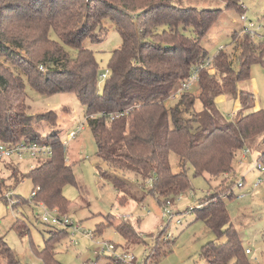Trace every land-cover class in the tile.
I'll use <instances>...</instances> for the list:
<instances>
[{"label": "trees", "instance_id": "obj_1", "mask_svg": "<svg viewBox=\"0 0 264 264\" xmlns=\"http://www.w3.org/2000/svg\"><path fill=\"white\" fill-rule=\"evenodd\" d=\"M224 1L228 9L244 13L238 0ZM220 14V10L183 8L175 0H0V144L45 142L52 149L51 155L24 176L34 190L38 188L34 203L65 215L70 202L63 190L76 182V176L66 158L64 139L55 132L42 138L35 130L37 121L52 117L55 123L57 116L54 112L27 113L28 84L43 95L75 94L85 107L98 157L113 170L133 172L150 183L152 195L156 192L168 199L189 190V167L195 176L210 180L234 172L240 152L264 136V111L255 110L254 93L239 88L251 78L254 65L264 66V39L256 42L245 34L236 44L241 54L235 63L223 52L224 47L210 59L203 41ZM107 22L120 31L123 43L112 53L108 70L102 72L96 52L86 42L101 43L98 31ZM238 37L233 36L232 44ZM200 66V79L194 86L197 94L192 89L184 92L178 104L169 108L168 101L176 98ZM222 96L240 102L232 121H226L217 109ZM197 100L202 111L195 108ZM173 154L179 161L178 171L171 165ZM260 159L264 160V151ZM13 163L12 159L0 160L3 170L18 183L22 174ZM102 176L110 178L121 203L137 199L134 188L129 189L121 178L107 172ZM146 184L140 189H146ZM226 185L229 192L209 193L192 210L216 236L226 238L205 245L202 257L209 264H251L225 204L233 197L236 183L231 180ZM4 186L5 180H0V190ZM98 227L101 231L104 225ZM115 227L126 239L134 233L131 224ZM68 232L60 229L47 241V248L39 254L47 264L52 242ZM3 262L19 264L0 239Z\"/></svg>", "mask_w": 264, "mask_h": 264}, {"label": "rangeland", "instance_id": "obj_2", "mask_svg": "<svg viewBox=\"0 0 264 264\" xmlns=\"http://www.w3.org/2000/svg\"><path fill=\"white\" fill-rule=\"evenodd\" d=\"M238 1L243 5L244 13L228 9L224 0H175V4L183 8L221 11L203 41L210 59L224 47L223 52L231 57L232 62H236L241 54L236 44H240L245 35L241 15H245L248 25L253 23L256 27L264 26V0ZM257 33L259 36L255 38L256 42L263 40L264 28ZM235 34L239 35L238 42L232 44ZM98 35L102 42L91 44L88 41L86 47L96 52L101 71L105 72L112 53L122 46L123 39L116 26L109 22L98 31ZM53 38L56 40V36L53 35ZM68 51L74 56L77 53L72 49ZM99 87L104 90L103 83ZM239 88L254 93L256 105L264 111L263 65H254L251 78L241 82ZM191 92L197 94V87L192 88ZM27 94L28 114L42 116L54 112L57 116L55 123L52 117L37 121L35 130L42 138L55 132L65 140L69 132L83 126V130L66 147V158L73 167L76 182L66 185L63 193L70 202L66 214L81 225L84 233L94 232V237L87 238L84 233H75L73 236L71 230L67 234H59L61 239L57 243L52 242L54 249H51L49 255L50 264H127L117 261L110 254H101V242L114 243L119 252L133 256L135 259L131 264H209L202 257L203 247L210 242H224L226 238L216 236L205 221L199 218V214L190 208L196 207L209 193L229 192L230 188L225 189V186L230 185L231 180L235 183L243 181L244 186L239 188L234 185L233 197L225 200L229 216L241 233L243 246L252 250V255L248 256L250 263L264 264V170L253 169L264 151V136L247 144L248 147L243 151H247L249 156L243 157L241 151L234 172L229 176L210 180L208 177L195 176L194 170L189 167L190 189L167 199L156 192L152 195L150 183L146 184L135 173L115 171L98 157L97 144L85 118V107L75 94L43 95L29 84ZM178 102L179 97H174L167 105L174 108ZM240 107L238 101L227 96L217 100V109L226 121H232ZM195 108L197 111L203 110L199 100ZM174 156L171 157V165L174 171H178L179 161ZM12 161L18 165L22 177L20 182L15 183L11 174L3 170V164H0V180H5V186L0 190V239L5 240L12 249L19 264H47L39 254L47 248L52 228L40 221L39 216L44 214L45 209L30 200L34 185L24 177L41 159L23 156ZM262 162L264 167V160ZM104 172L124 180L129 189L134 188L133 193L137 199L129 198L121 203V196L110 178L102 176ZM144 183L146 189L142 190L140 185L144 188ZM9 189L14 199L19 200L14 202H21L15 209H11L9 203L2 199ZM242 195L244 197H239ZM141 198H144L143 202ZM168 200H171L173 206L165 208ZM167 210L175 215L172 219L166 215ZM119 223L134 226V233L129 239L126 240L113 228ZM99 224L100 227L104 225L101 229L104 232L98 231ZM59 232L53 230V235Z\"/></svg>", "mask_w": 264, "mask_h": 264}, {"label": "built area", "instance_id": "obj_3", "mask_svg": "<svg viewBox=\"0 0 264 264\" xmlns=\"http://www.w3.org/2000/svg\"><path fill=\"white\" fill-rule=\"evenodd\" d=\"M240 20L243 21L244 23L242 25L243 33L249 35L253 40H255V38L259 36L257 31H259L261 28H264V26L256 27L253 23L248 25L247 18L245 17V15H241ZM209 63L210 61H208L207 65H209ZM201 68L202 66L194 70L192 75L186 80V82L183 83L181 89L176 94V97H179L184 92H189L195 86V84L200 79ZM106 75L107 73L102 75L101 78L102 79L106 78ZM81 130H83V126H79L77 130H72L71 132H69L67 138L63 142L65 149L68 146V144L77 137L78 133ZM51 153H52L51 146L45 142L22 141L15 145L0 144V160H4V159L9 160V159H14L16 157L22 158L23 156H28L34 159H44L47 158L49 155H51ZM243 153H244L243 157L249 156L247 151H243ZM261 162L262 161L259 159L258 164H255L253 169L263 171L264 167L261 164ZM259 182H261V180H259ZM236 186H238L239 188H243L244 186L243 181L237 182ZM37 191L38 188L36 190H33L32 192L30 199L32 203H34V198L36 197ZM239 197L242 198L244 197V195ZM18 198L20 199V197ZM5 200L9 203L11 209H15L18 206V204L21 203V202L19 203L14 202L19 200L14 199V196L10 191L5 194ZM34 204H36L37 206H41L45 209L44 214L42 216H39V219L46 226H49L50 228L67 229L68 231L71 230L73 236L75 235V233H84L83 232L84 229L81 227V225L76 224L74 221H72L67 214L64 215L58 210L49 209L46 205L41 203L40 204L34 203ZM170 206H173V204H171V200H168L165 208H169ZM190 210L192 211L193 208H190ZM166 215L169 216L170 219H172L175 216L169 210H167ZM84 234L87 238L94 237V232L84 233ZM100 244L102 245V249L100 251L101 254H110L114 259L122 263H127V264L134 263L135 258L133 256H129V254L126 252H122V253L119 252L118 247L114 243L101 242ZM246 254L248 256L252 255V250L250 248L246 249Z\"/></svg>", "mask_w": 264, "mask_h": 264}, {"label": "crops", "instance_id": "obj_4", "mask_svg": "<svg viewBox=\"0 0 264 264\" xmlns=\"http://www.w3.org/2000/svg\"><path fill=\"white\" fill-rule=\"evenodd\" d=\"M255 95V94H254ZM255 98H256V96H255ZM238 103H240L239 101H238ZM241 108V107H240ZM240 108L238 109V111L240 110ZM261 108L258 106V105H256V107H255V110H260ZM238 111H236V112H238ZM261 155V154H260ZM174 157H176V156H174ZM177 158V157H176ZM178 159V158H177ZM232 221V220H231ZM132 225V224H131ZM116 226V225H115ZM113 227L114 229H115V231L117 232V230H116V227ZM133 226V225H132ZM26 228V227H25ZM133 228H134V226H133ZM53 230L54 231H60V229H58V228H52L51 229V232H50V235L51 236H53ZM62 231V230H61ZM99 232H104V229L103 230H101V231H99ZM118 233V232H117ZM240 233V232H239ZM240 235H241V233H240ZM123 236V235H122ZM242 238V237H241ZM127 240V239H126ZM243 240V239H242ZM245 249H249L248 247L247 248H245Z\"/></svg>", "mask_w": 264, "mask_h": 264}]
</instances>
